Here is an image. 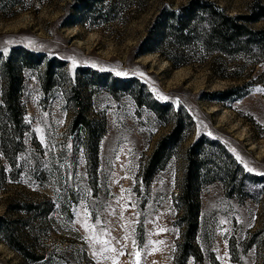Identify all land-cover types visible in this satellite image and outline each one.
I'll use <instances>...</instances> for the list:
<instances>
[{
    "label": "rangeland",
    "instance_id": "obj_1",
    "mask_svg": "<svg viewBox=\"0 0 264 264\" xmlns=\"http://www.w3.org/2000/svg\"><path fill=\"white\" fill-rule=\"evenodd\" d=\"M189 1L124 0L115 19L95 20L76 13L79 0H0V264L263 263L264 58L215 52L176 66L142 51L160 10ZM212 1L236 15L254 0ZM178 124L182 141L150 173ZM198 143V250L183 256Z\"/></svg>",
    "mask_w": 264,
    "mask_h": 264
},
{
    "label": "trees",
    "instance_id": "obj_2",
    "mask_svg": "<svg viewBox=\"0 0 264 264\" xmlns=\"http://www.w3.org/2000/svg\"><path fill=\"white\" fill-rule=\"evenodd\" d=\"M124 0H79L76 13L97 19L100 14L107 19H115L120 4ZM118 9V10H117ZM264 20V0H254L250 11L243 14H231L219 3L212 0H190L187 4L174 8L165 6L153 22L148 36L142 45V51L160 52L176 66L201 62L206 59V53L224 54H246L255 58H264V27L258 28L254 25ZM196 44V45H195ZM195 45L199 48L196 52L192 49ZM17 79L9 76L8 95L13 96L14 86ZM18 86V83H17ZM233 89L226 90L220 94V98L230 94ZM14 101L10 100V103ZM12 105V104H11ZM81 120V119H80ZM87 147L92 157L98 159L99 136L93 130V122L86 118L80 121ZM181 124L160 142L149 162L150 173L162 161L165 144L168 143V157L172 148L182 141ZM201 145L195 144L189 152L190 164L185 175L181 202L184 208L183 220L186 225L184 243L182 245L183 256L197 253L195 240L198 229V218L200 214V202L198 198V187L204 181L199 161L201 157ZM198 150V151H197ZM206 155V154H205ZM223 174L224 170H218ZM226 181H230L228 188L230 195L233 192L243 191L239 184L235 185L231 180L235 172L226 170ZM210 177H215L214 172H209ZM224 175V174H223ZM244 178L251 177L243 174ZM209 177V176H207ZM234 179V178H233ZM264 244V241H263ZM264 264V258L263 263Z\"/></svg>",
    "mask_w": 264,
    "mask_h": 264
},
{
    "label": "snow or ice",
    "instance_id": "obj_3",
    "mask_svg": "<svg viewBox=\"0 0 264 264\" xmlns=\"http://www.w3.org/2000/svg\"><path fill=\"white\" fill-rule=\"evenodd\" d=\"M76 66V62L73 61V67ZM260 91H264V89H261ZM164 99H167L166 97H164ZM239 159V157H237ZM248 171H252V169H248ZM97 223H99V221H97Z\"/></svg>",
    "mask_w": 264,
    "mask_h": 264
}]
</instances>
